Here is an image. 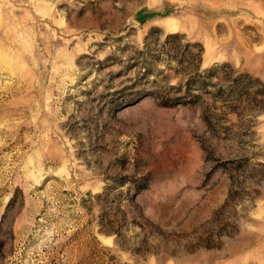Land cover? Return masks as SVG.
I'll return each instance as SVG.
<instances>
[{
  "label": "rangeland",
  "instance_id": "1",
  "mask_svg": "<svg viewBox=\"0 0 264 264\" xmlns=\"http://www.w3.org/2000/svg\"><path fill=\"white\" fill-rule=\"evenodd\" d=\"M0 264H264V0H0Z\"/></svg>",
  "mask_w": 264,
  "mask_h": 264
}]
</instances>
